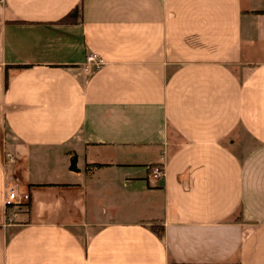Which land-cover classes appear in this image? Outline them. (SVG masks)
I'll return each mask as SVG.
<instances>
[{
	"label": "crops",
	"instance_id": "1",
	"mask_svg": "<svg viewBox=\"0 0 264 264\" xmlns=\"http://www.w3.org/2000/svg\"><path fill=\"white\" fill-rule=\"evenodd\" d=\"M0 264H264V0H0Z\"/></svg>",
	"mask_w": 264,
	"mask_h": 264
},
{
	"label": "built area",
	"instance_id": "2",
	"mask_svg": "<svg viewBox=\"0 0 264 264\" xmlns=\"http://www.w3.org/2000/svg\"><path fill=\"white\" fill-rule=\"evenodd\" d=\"M85 64V68L89 67H98L102 63V59L98 57L95 53H88L85 56V59L83 61ZM151 173L153 177H158L161 174V170L159 167H153L151 169ZM28 194L26 192H20L15 187H8L5 190V196H4V202L5 203H16L19 200H27Z\"/></svg>",
	"mask_w": 264,
	"mask_h": 264
},
{
	"label": "trees",
	"instance_id": "3",
	"mask_svg": "<svg viewBox=\"0 0 264 264\" xmlns=\"http://www.w3.org/2000/svg\"><path fill=\"white\" fill-rule=\"evenodd\" d=\"M76 10H77V6H75L73 9H70L65 15H63L59 20L60 21H73L75 20V13H76ZM157 165V164H156ZM69 169H72V170H76V166H75V156L72 155L70 158H69ZM13 203H5V205H11ZM26 206L28 204V202L25 203Z\"/></svg>",
	"mask_w": 264,
	"mask_h": 264
}]
</instances>
